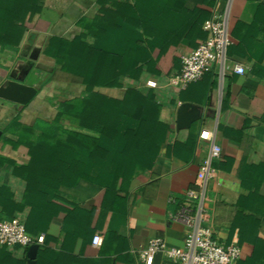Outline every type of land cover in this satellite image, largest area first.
Instances as JSON below:
<instances>
[{
    "label": "crops",
    "instance_id": "crops-1",
    "mask_svg": "<svg viewBox=\"0 0 264 264\" xmlns=\"http://www.w3.org/2000/svg\"><path fill=\"white\" fill-rule=\"evenodd\" d=\"M96 9L93 0H75L38 12L21 47L22 55L9 46L0 51V86L11 80L39 84L28 105L17 107L16 113L21 112L14 122L16 128L38 119L52 121L61 114V101L83 95L89 97L91 106L100 99L103 107L110 101L108 105L118 112L146 111L152 133L133 137V144L131 137L126 147L145 153L146 162L136 164L134 176L115 192L86 178L47 186L39 180L27 182L22 167L29 164L31 153L15 144L18 137L13 132L3 134L16 114L9 118L8 112L19 103L0 98V221L19 218L33 235L44 234L37 264H144L141 253L152 237L184 246L190 227L177 215L193 206L195 200H188L186 192L196 187L201 163L214 141L222 153L213 159L216 177L208 189V224L219 241L241 246L240 261L264 264V259L249 261L255 241H264V0H187L178 19L167 23L165 34L147 41L148 57L128 69L120 86L89 88L79 77L60 79L57 75L48 82L47 77L42 79L48 67L34 56L40 54L41 59L47 52L53 63L50 73L55 67L50 38L78 35V21ZM214 11L227 16L232 41L228 62L242 64L245 73L228 69L221 77L209 72L181 87L176 75L182 56L205 38L204 20ZM125 35L129 36H120ZM116 38L119 52V35ZM29 40L33 43L27 48ZM87 41L93 43L94 38L88 36ZM48 94L57 95L58 104L46 105ZM185 101L201 105L202 116L179 129L177 111ZM67 122L69 128L98 136ZM204 128L213 132V140L200 137ZM143 141L150 142L147 151ZM95 234L102 236L101 245L93 244ZM28 249L0 244V264H28ZM154 264L181 263L159 253Z\"/></svg>",
    "mask_w": 264,
    "mask_h": 264
},
{
    "label": "trees",
    "instance_id": "trees-1",
    "mask_svg": "<svg viewBox=\"0 0 264 264\" xmlns=\"http://www.w3.org/2000/svg\"><path fill=\"white\" fill-rule=\"evenodd\" d=\"M98 2L101 7L78 21V35L50 38L49 51L55 58V67L49 73L47 82L56 78V71L60 69L75 74L89 88L99 85L120 86L128 69H134L135 62L137 67L138 63L142 64L148 57L147 41L156 35L165 34L167 23L178 19L187 0ZM209 16L206 15V19ZM120 33L129 36L122 38ZM20 34L22 36L21 31ZM118 35L119 52L114 46ZM21 36L6 45L16 48ZM88 36L94 38L93 43L87 41ZM131 53H135L132 55L134 58L124 60V56ZM89 100L88 96L83 95L61 101V114L52 121L38 119L32 125L21 124L16 128L14 122L20 118L21 111L13 116L3 134L13 132L18 137L15 144L29 149L30 162L22 167L27 182L30 179L39 180L47 186L70 184L86 178L106 185L109 192H115L134 176L136 164L146 162L145 153L130 151L126 147L131 137L133 144L136 142L133 137L140 139L152 133L146 124L150 119L148 113L142 109L138 112H118L112 109V105H108L110 101L103 107L100 99L93 106L89 105ZM64 120L81 130L90 129L98 136L93 137L66 127ZM149 144V141H143L144 150L149 149ZM260 259H264L262 240L255 241V252L249 261L259 262ZM238 264L248 262L239 259Z\"/></svg>",
    "mask_w": 264,
    "mask_h": 264
},
{
    "label": "built area",
    "instance_id": "built-area-1",
    "mask_svg": "<svg viewBox=\"0 0 264 264\" xmlns=\"http://www.w3.org/2000/svg\"><path fill=\"white\" fill-rule=\"evenodd\" d=\"M203 28L207 33L206 38L196 48L182 56L181 68L176 75L177 83L181 87L188 86L209 72H217L221 77H224L228 69L245 73L242 64L230 65L228 62V48L232 41L227 16L214 11L204 21ZM200 137L213 140L214 134L210 129L204 128ZM221 153L222 147L213 141L209 155L201 163L200 174L195 182L196 187L186 192V198L194 199L195 202L193 206L187 207L177 215L178 218L187 221L190 227L184 246H172L162 237H152L141 253L144 264H154L155 257L159 253L181 264H238L242 255L241 246L238 243L226 245L219 241L208 224V189L211 181L216 177L213 159L219 158ZM44 238V234L35 236L29 232L26 224L19 218L0 221L1 245L29 247L33 243H43ZM101 243L102 236L95 234L93 244L101 245Z\"/></svg>",
    "mask_w": 264,
    "mask_h": 264
},
{
    "label": "rangeland",
    "instance_id": "rangeland-1",
    "mask_svg": "<svg viewBox=\"0 0 264 264\" xmlns=\"http://www.w3.org/2000/svg\"><path fill=\"white\" fill-rule=\"evenodd\" d=\"M75 0H0V51L3 50L7 45V43L15 38H18L21 36L20 31L22 33L21 39L19 41L18 46L14 49L16 50V52L20 55H22V53H20V50L22 49L21 47L23 46L24 41H26V39L29 37L30 33H31V29L34 27L33 25V21L34 18L37 16L38 12H40L41 10L47 9V8H51L53 5H60L63 6L67 5L71 2H74ZM100 0H93V4L95 3V5L97 7H101L99 4ZM110 3V2H107ZM105 6H109V4L106 3H102ZM15 29H17V35L15 32ZM33 41L29 40V44H25V47L27 45V48L31 47ZM24 55L27 53L26 48H24ZM0 57L2 56V52H0ZM46 55H43L40 59V54H37L35 58V61H37V63L39 62L40 65H46L48 68L45 69V73L41 74L42 79H45L46 77L48 78L49 75V71L51 70V66H52V61H49L47 58V56H49L47 54V52H45ZM56 75L58 78H63V76L66 77H76L75 74L73 73H68L65 71H62L60 69H58L56 71ZM46 78V79H47ZM59 79V80H60ZM30 85V84H29ZM34 85V87L38 88V82H35V84H31ZM58 96L55 94H48L46 98H44L45 100V104L48 106H54V104H58L59 100H58ZM20 104H16V108L13 109L12 112H8L10 114H8V117L10 118L11 115L16 113V109H18L17 107H19ZM28 105V104H26ZM29 117L33 118L34 114H28ZM63 124L66 127H69L70 125L68 124L67 121H63Z\"/></svg>",
    "mask_w": 264,
    "mask_h": 264
},
{
    "label": "water",
    "instance_id": "water-1",
    "mask_svg": "<svg viewBox=\"0 0 264 264\" xmlns=\"http://www.w3.org/2000/svg\"><path fill=\"white\" fill-rule=\"evenodd\" d=\"M37 94V88L24 83L23 80H11L0 86V98L19 103L28 104ZM202 116V106L193 102L185 101L180 104L177 111V127L188 128ZM0 129V136L2 135ZM39 243H33L28 249V264H37Z\"/></svg>",
    "mask_w": 264,
    "mask_h": 264
}]
</instances>
